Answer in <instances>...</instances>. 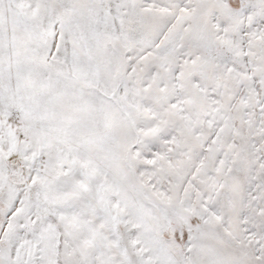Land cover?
Segmentation results:
<instances>
[{
	"label": "snow or ice",
	"instance_id": "snow-or-ice-1",
	"mask_svg": "<svg viewBox=\"0 0 264 264\" xmlns=\"http://www.w3.org/2000/svg\"><path fill=\"white\" fill-rule=\"evenodd\" d=\"M0 264H264V0H0Z\"/></svg>",
	"mask_w": 264,
	"mask_h": 264
}]
</instances>
